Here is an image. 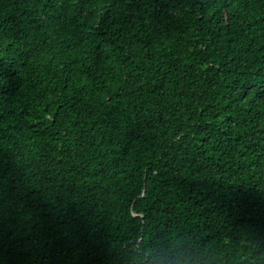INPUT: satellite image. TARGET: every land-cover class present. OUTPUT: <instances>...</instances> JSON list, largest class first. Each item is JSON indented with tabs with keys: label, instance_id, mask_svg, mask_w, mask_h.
Instances as JSON below:
<instances>
[{
	"label": "trees",
	"instance_id": "16d2710c",
	"mask_svg": "<svg viewBox=\"0 0 264 264\" xmlns=\"http://www.w3.org/2000/svg\"><path fill=\"white\" fill-rule=\"evenodd\" d=\"M0 264H264V0H0Z\"/></svg>",
	"mask_w": 264,
	"mask_h": 264
}]
</instances>
